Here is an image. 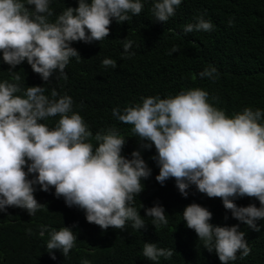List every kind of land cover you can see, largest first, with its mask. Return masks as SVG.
<instances>
[{
	"label": "clouds",
	"instance_id": "clouds-1",
	"mask_svg": "<svg viewBox=\"0 0 264 264\" xmlns=\"http://www.w3.org/2000/svg\"><path fill=\"white\" fill-rule=\"evenodd\" d=\"M181 2L154 0V21L166 23ZM142 9L141 0H78L77 7H67L53 22L50 0H0V53L11 75V82H0V213L18 207L35 216L44 207L34 195V186L39 185L44 192L54 188L55 196L62 197L66 206L83 210L86 221L102 230H123L129 222L133 229H144L147 225L134 201L144 191L142 181L152 176L142 153L154 146L156 155L151 159L159 167L158 183L163 186L174 179L185 198L194 185L207 197L221 199L232 218L260 231L257 221L264 219V110L249 106L229 116L210 103L209 93L200 88L167 98L142 97V103L112 110L113 117L131 125L139 138L138 148L128 158L122 155L126 138L116 126L93 134L73 110L71 96L60 95L55 88L50 96L45 94L53 74L67 80L70 58H81L73 42H102L109 37L113 19L129 21ZM228 23L231 26L233 21ZM212 29V23L201 16L197 23L187 24L184 32ZM132 44L124 40L122 56L135 54L129 52ZM176 51L178 46H173L169 54ZM25 61L45 82L43 86L22 87L20 73L13 70ZM102 66L114 69L117 62L105 58ZM216 75L215 67L199 73L211 80ZM212 99L219 101L217 96ZM54 117L58 120L49 127L44 121ZM92 139L98 146L94 147ZM243 197L258 200L260 206L238 205L236 198ZM165 212L157 203L146 208L144 216L152 218L159 229L168 225ZM182 214L186 226L222 264L237 260L238 253L240 259L251 253L239 224L214 225L210 222L213 213L195 202ZM46 231L48 226L42 225L39 235L43 237ZM48 235L47 250L59 249L64 257L77 239L69 226L52 229ZM142 254L158 261L171 258L173 251L146 242Z\"/></svg>",
	"mask_w": 264,
	"mask_h": 264
},
{
	"label": "trees",
	"instance_id": "trees-1",
	"mask_svg": "<svg viewBox=\"0 0 264 264\" xmlns=\"http://www.w3.org/2000/svg\"><path fill=\"white\" fill-rule=\"evenodd\" d=\"M141 2L143 9L139 15L123 23L113 19L109 37L102 42H73L81 58H70L65 69L67 80L57 79L54 73L45 85V94L50 96L55 88L60 95L71 96L73 110L83 117L93 134L116 126L126 138L122 155L128 158L138 148L139 138L131 125L113 117L112 110L118 107L123 111L129 105L142 103V97L167 98L182 90L200 88L209 93L210 103L229 116L249 106L264 110V0H182L166 23L154 21V0ZM77 6L78 0H50L54 12L50 20L54 22L67 7ZM201 16L212 23L213 29L185 33L184 27L197 23ZM229 20L233 21L231 26ZM125 39L133 42L129 52L135 54L130 58L122 56ZM173 46H178V51L169 54ZM105 58L114 59L117 67H103ZM9 67L0 53V82H11ZM206 67L217 69L214 80L199 76ZM13 71L20 73L23 88L45 84L27 61ZM213 96L219 97V101L213 100ZM57 120L54 117L44 122L54 127ZM91 142L98 146L94 139ZM142 154L152 168V176L142 181L145 188L135 197L134 206L146 228L133 229L129 222L123 230H102L86 221L83 210L66 206L62 197L55 196L54 188L44 192L35 185L34 195L44 204L35 216L18 207L0 213V264H82L84 260L89 264H222L183 221L184 208L193 202L213 213L212 224H239V230L245 232L251 253L243 259L238 253L237 260L229 264H264V219L257 221L261 229L255 231L232 218L221 199L207 197L194 185L190 186L187 198L179 193L174 179L162 186L155 179L159 167L151 159L156 155L155 147ZM235 202L240 206H260L258 200L248 197L236 198ZM157 203L165 208L168 219V225L159 229L152 224V218L144 216L146 208ZM42 225H47L48 231L63 226L73 228L77 239L67 257L59 249L47 250L50 237L48 231L43 237L39 235ZM146 242L172 250V257L148 260L142 254Z\"/></svg>",
	"mask_w": 264,
	"mask_h": 264
}]
</instances>
